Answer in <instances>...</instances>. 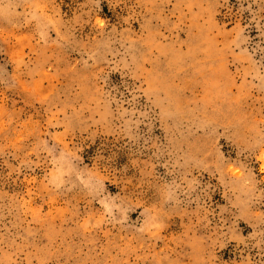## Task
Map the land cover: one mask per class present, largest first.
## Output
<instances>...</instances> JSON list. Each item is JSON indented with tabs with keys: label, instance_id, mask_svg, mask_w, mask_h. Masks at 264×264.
Instances as JSON below:
<instances>
[{
	"label": "rangeland",
	"instance_id": "374dc122",
	"mask_svg": "<svg viewBox=\"0 0 264 264\" xmlns=\"http://www.w3.org/2000/svg\"><path fill=\"white\" fill-rule=\"evenodd\" d=\"M0 264H264V0H0Z\"/></svg>",
	"mask_w": 264,
	"mask_h": 264
}]
</instances>
